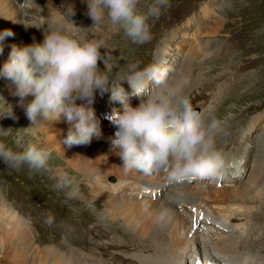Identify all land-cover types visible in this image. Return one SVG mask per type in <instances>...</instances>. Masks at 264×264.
<instances>
[{
  "label": "rangeland",
  "instance_id": "374dc122",
  "mask_svg": "<svg viewBox=\"0 0 264 264\" xmlns=\"http://www.w3.org/2000/svg\"><path fill=\"white\" fill-rule=\"evenodd\" d=\"M65 3L74 5L75 15L69 19L83 31L72 29V22L62 19L61 6ZM10 5L15 14L13 35L5 38L0 67L9 56L4 54L5 49L11 48L13 42L20 47L31 41L32 37L20 33L21 30L38 28L43 33L54 20L79 36L103 40L105 47L101 52L121 75L126 71L125 65L131 62L139 61L141 67L161 62L172 69L169 79L173 87H181L182 72L186 65L190 66L193 82L181 89L182 94L190 99L192 106L200 107L205 119L214 114L220 121L215 147L220 154L224 153L222 161L231 160L232 168L228 165L229 169H220L213 179L195 175L169 179L163 172L153 171L151 176L133 179L129 187L131 195L138 201L152 195L162 199L170 184L187 196L206 194L204 199H209L219 213L247 207L249 223L244 224L245 233L232 232L226 236L236 241L235 249L243 251L250 263L262 259L264 264V0H170L171 6L161 17L150 21L152 39L143 45L132 44L122 31L110 25L107 17L100 25H92L83 0H11ZM97 64L104 69L102 61L98 60ZM133 83L139 86V82ZM9 86L10 82L0 76V100L6 104L0 102V141L20 151L32 140L35 132L32 127L37 125H31L23 114L20 98L12 94V88L4 91ZM122 87L129 94V103L136 106L139 98L131 94V88L126 91L127 81L122 82ZM103 95L107 106L114 108L119 104L111 99L110 93ZM100 119L103 127L111 125ZM27 126L30 133L26 137L23 132ZM99 140H92L88 151L91 157L100 152L107 139ZM46 148L51 153L46 171L30 172L26 166L13 170L0 160V261L7 258L8 262H16L17 255L32 250L33 260L25 264H56L55 255L62 258L61 264H90L87 260L92 258L103 264H141L134 257L138 251L134 244L140 241V235L133 231L136 224L127 226L112 219L103 207L82 204L77 197L69 196H76L77 190L84 195L86 189L80 182H93L96 171L87 168V160L81 162L85 171H79L69 163L66 166L62 154L53 150L55 147ZM71 152L78 156L76 149ZM62 168L70 180H77V186L64 193L57 187L56 171ZM112 181L113 176L106 178V182ZM219 182L233 185L217 188ZM90 198L94 200L93 196ZM237 198L241 201L237 202ZM192 206L196 207L191 213ZM182 209L185 210L183 223L193 231L202 233L211 226V221L205 220L208 215L205 208L191 205V210H187L184 203L176 206V210ZM48 213L54 218L51 225L45 223ZM159 224L161 230L166 228L163 222ZM69 256L80 257L82 261L67 260ZM183 264H191L190 259ZM229 264L236 263L230 259Z\"/></svg>",
  "mask_w": 264,
  "mask_h": 264
},
{
  "label": "clouds",
  "instance_id": "9594fccd",
  "mask_svg": "<svg viewBox=\"0 0 264 264\" xmlns=\"http://www.w3.org/2000/svg\"><path fill=\"white\" fill-rule=\"evenodd\" d=\"M83 2L92 25H100L107 17L110 25L136 45L151 41L150 21L158 20L171 6L170 0ZM61 7L62 19L71 21L74 5L65 3ZM71 28L84 30L73 22ZM11 35L7 29L0 32V42ZM104 47L103 40L79 36L54 20L44 29L42 42L33 38L32 43L12 45L8 59L0 67V76L10 82L12 94L20 98L31 125L63 117L69 128L60 143L69 148L87 145L93 137L101 135V124L92 104L97 93H110L111 99L121 105L106 116L116 129L109 138L110 147L120 157V168L125 173L158 171L169 179L187 175L216 178L223 164L215 147V136L221 130L216 116L205 119L193 108L180 87L170 83L172 69L166 64L152 62L141 67L135 61L125 65L126 71L121 75L101 52ZM98 60L103 62V70L98 67ZM123 81L129 84L131 94L139 98L136 106L129 103ZM133 81L139 82V86H134ZM29 96L32 99L27 100ZM50 158V151L32 140L20 151L0 141V160L9 169L26 166L30 172L46 171ZM70 183L68 174L58 171L57 187L64 188ZM164 217L162 211L157 220L163 221ZM53 220L48 213L45 223L51 225Z\"/></svg>",
  "mask_w": 264,
  "mask_h": 264
},
{
  "label": "bare ground",
  "instance_id": "6f19581e",
  "mask_svg": "<svg viewBox=\"0 0 264 264\" xmlns=\"http://www.w3.org/2000/svg\"><path fill=\"white\" fill-rule=\"evenodd\" d=\"M10 3L11 0H0V32L6 29L10 31L12 30V23L14 21L15 14ZM27 27H29L28 24ZM14 30L16 31V29ZM41 31L42 30H39L38 28H30V30L26 32H22L21 30L20 33L29 34L30 37H32L31 41L27 42L29 44L32 43L33 38H35L37 42H42L43 33ZM15 37H18L17 33ZM4 41L5 39L0 42L3 47L5 45ZM13 44L14 42L11 45ZM10 51L11 48H7L5 49L4 54L10 53ZM189 68L190 66L186 65V69L182 72L181 78L183 79V83L180 89L189 87L193 82L191 78L192 74L190 73L189 75ZM4 89V91L7 92L11 90V86ZM127 90H130V86L126 88V91ZM105 98L106 95L101 96L96 94L92 104V108L94 109L97 119H100L101 117L107 124H111L109 127H103V125H101V135L99 137H93V141L96 139H107L104 141L105 143H102L104 145L103 147H100V152L93 157L88 154L92 140L87 145L72 146L70 148L63 143H60L63 137L67 134V130L69 128V124L63 119V117L59 121L54 122L50 120H41V123H36V128L35 125L32 127L35 129V135L33 134L32 140L44 147H49L51 145L55 147L56 149L53 148V150L59 151L60 154H62V157L66 161L64 162L66 166L69 163L70 166H74L77 170L85 171L81 162L82 160H87V168H90V171H96L93 182H89L90 184L80 182V184L86 189L85 194L82 195L81 191L77 190L78 194L75 193L77 194L76 196L69 194L71 199L72 197H77L79 200L77 201L79 203H91L94 204L95 207L98 206L97 208L101 206L109 213L112 219L121 221L127 226L136 224L133 231H135V234L140 235V241H135L136 243L133 242L135 243L134 245L138 247V251L135 253L134 257H136L141 264H183L185 260L189 259L191 264H229L230 259L236 264H252L250 263V260H247L249 257L245 256L243 251L241 252L240 249H238V251L235 249L234 244L236 241L230 239L229 236H226L232 232H236L239 235H243L245 233L244 231L246 226L244 224L249 223V209L247 207L239 206L236 207V212L219 213L214 209L212 204L209 203V199H204L206 194L187 196L182 192L176 191V189L172 188L170 184L166 186V195L162 199L154 198L155 195H152L150 197L145 196L143 199L138 201L136 197L131 195L129 187L133 179L140 176H151L153 175V171L150 173H125V171L120 168L122 161L120 157L111 150L109 141V138L113 135L116 129L112 126V123L106 119V116L110 115L113 109H120L121 105L118 104L115 105L114 108H111L104 102ZM9 106H11V103ZM23 114L25 115V113ZM102 122L103 121H100V123ZM23 133L24 135L26 134V137L29 135L30 131L28 130V126L24 129ZM73 148L77 150L76 154H78L79 159H77L78 156H76V158L72 155L71 149ZM66 153H68L71 157L69 158L67 155L65 158ZM229 164H231V160L223 161L220 169L222 170L226 167L229 169ZM237 165L238 164H236V166ZM230 167L232 168V166ZM61 170H63V168L58 169L56 172L58 173V171ZM235 174H233V176H235ZM108 176H113L112 182H106V178ZM189 177L193 178L192 175H189ZM206 182L210 184L209 180ZM226 182H219L217 188L222 187L223 184L228 186L233 185ZM179 183L180 181H177V184ZM202 183H204V181ZM211 184L213 183L211 182ZM76 186L77 180H71L69 186L64 188L58 187V191L60 190L61 193H64L67 192L68 189H73ZM137 195L140 196L139 194ZM91 196H93L94 200L90 198ZM240 201L241 199L237 198V202ZM182 203L187 206V210L190 209L191 205H197L205 208L208 211V215L205 217L207 219L205 220L211 221V226L207 228L212 230L208 231L209 229H206L204 232L200 233L193 231L188 226H185L183 223L184 216L182 213L185 212V210H176V206L182 205ZM81 208L83 207H80V209ZM162 211L165 213L164 220L158 221L157 216ZM192 211L193 210H191V213ZM160 222H163L164 227H166L164 230L160 229ZM228 228H231L232 231ZM20 232H24V229L20 228ZM197 244H199V246H197ZM5 259L1 260L0 264H25L26 262H31L33 260L32 250H29L25 255L24 253L17 255L16 262H8V260ZM55 259L56 264H61L62 260L60 259L62 258H57L55 255ZM67 260L82 261V258L69 256ZM87 261H89L90 264H103L96 258H92ZM261 261L262 259L256 260L254 264H261Z\"/></svg>",
  "mask_w": 264,
  "mask_h": 264
}]
</instances>
